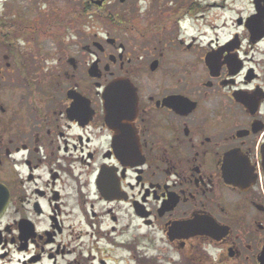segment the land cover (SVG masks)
Returning <instances> with one entry per match:
<instances>
[{"label": "flooded vegetation", "instance_id": "flooded-vegetation-1", "mask_svg": "<svg viewBox=\"0 0 264 264\" xmlns=\"http://www.w3.org/2000/svg\"><path fill=\"white\" fill-rule=\"evenodd\" d=\"M1 1V258L264 264V0Z\"/></svg>", "mask_w": 264, "mask_h": 264}, {"label": "rangeland", "instance_id": "rangeland-1", "mask_svg": "<svg viewBox=\"0 0 264 264\" xmlns=\"http://www.w3.org/2000/svg\"><path fill=\"white\" fill-rule=\"evenodd\" d=\"M2 0L1 2L5 3ZM74 0H40L38 4H40V7L44 12L47 10H54L53 12H59L64 13L65 11H68L73 5ZM35 4L37 5V0H22L21 6L25 10L35 9ZM20 6V4H18ZM20 6V8H21ZM38 7V5H37ZM0 9H2V5L0 4ZM52 12V13H53ZM79 23L72 25H69L67 28L62 27V29L59 31V34L57 35V38L54 37L55 41H66V42H75V41H84L85 37H93L94 35L92 32H97L98 27L97 25L95 28L92 26L91 21H86L85 23L82 22V20L79 18ZM94 38V37H93ZM47 42L54 46V41L50 38H46ZM49 46V45H48ZM47 46V47H48ZM49 48V47H48ZM0 253H3L0 251ZM25 258V253H22L20 251H17L14 248L9 249V253L6 255V257L1 258L0 254V264H24L23 260ZM49 262H46L45 264H48Z\"/></svg>", "mask_w": 264, "mask_h": 264}, {"label": "water", "instance_id": "water-1", "mask_svg": "<svg viewBox=\"0 0 264 264\" xmlns=\"http://www.w3.org/2000/svg\"><path fill=\"white\" fill-rule=\"evenodd\" d=\"M120 91H124V94H119ZM131 92H135V88L129 85L128 82H125L124 80H115L105 89L104 95L102 97L104 98L105 102H108V100H112L113 98H120L121 96H125L126 98L133 96L135 97V94H132ZM5 204V201L3 203L0 199V214L3 213L5 209L4 206H6Z\"/></svg>", "mask_w": 264, "mask_h": 264}]
</instances>
